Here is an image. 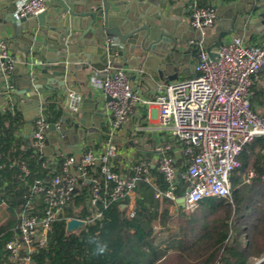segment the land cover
Instances as JSON below:
<instances>
[{"label":"built area","instance_id":"obj_1","mask_svg":"<svg viewBox=\"0 0 264 264\" xmlns=\"http://www.w3.org/2000/svg\"><path fill=\"white\" fill-rule=\"evenodd\" d=\"M49 1L17 0L15 16L36 15L47 8ZM190 9L191 26L200 29L203 38L209 37L217 19L215 6H201L193 0ZM216 52L218 55L211 58L208 49L199 42L196 77L160 83L152 98L131 86L129 73L124 68H114L104 77H92L91 83L111 98L107 102L110 112L108 141L102 150L90 148L81 157L57 153L64 157L61 171L48 181L41 178L32 181L29 186L30 200L35 202L44 195L45 205L42 212H33L34 206H29V200L19 212L15 237L6 243L11 258L18 257L23 251L25 260L30 263L31 254L48 244L51 223L64 217L66 208L86 183L91 186L87 204L95 209L94 214L86 218L67 217V220H84V227L101 216L98 202L107 205L102 197L103 189L110 202H123L129 198L127 213L129 217L134 216V205L130 199L140 181L155 186V197L169 199L176 209L177 199L181 196L185 199V209L191 211L208 197L227 198L232 202L231 176L241 165L239 156L248 143L257 137H264V114L252 105V87L264 67V40L248 43L235 35L222 43ZM0 58L5 59L1 65L9 90L12 87L8 78L13 57L4 39H0ZM82 100L81 93L67 92L71 115L79 112ZM153 104L159 113V124L155 128L167 131L172 141H166L156 150V158L141 157L135 163L127 160L119 169L121 151L109 142L110 139L117 135L138 107L148 108ZM10 105L13 108L14 101L11 99ZM33 124L30 142L35 150L44 154L50 126L47 106L39 109ZM149 130L151 128L145 125L134 129L137 133ZM174 143L178 144L179 155H173ZM126 151L122 155L127 158ZM261 154L264 157V147ZM153 166L163 175L167 183L165 190L156 186ZM21 170L25 175L29 173L25 163H22ZM254 177L256 171L249 168L247 181ZM181 183L187 185L184 195L176 192Z\"/></svg>","mask_w":264,"mask_h":264},{"label":"trees","instance_id":"obj_2","mask_svg":"<svg viewBox=\"0 0 264 264\" xmlns=\"http://www.w3.org/2000/svg\"><path fill=\"white\" fill-rule=\"evenodd\" d=\"M193 0H189L190 5ZM217 0H197L201 6H215ZM230 2L233 0H221ZM50 124L57 123L62 107L56 102L47 104ZM24 117L14 102L11 108L0 109V207L8 211V218L0 223V264H26L22 251L11 258L6 243L15 237L18 214L30 200L29 186L36 178L48 181L61 171L64 157L56 155V162L39 153L23 136ZM264 137L248 143L240 154L241 165L231 176L232 202L227 198L203 199L192 214L178 207L181 215L179 231L168 238H158L159 229L173 223L172 202L155 197V186L140 181L135 189L134 216H128L129 198L123 202L111 201L106 190L102 197L108 203L98 202L101 216L82 230L66 231L67 217L86 218L95 209L87 204L91 186L80 187L74 200L66 208L64 217L51 223L48 244L30 256V264H253L264 257V157L261 149ZM22 163L29 168L27 175ZM249 167L256 177L245 181ZM155 184L161 189L167 183L156 168H152ZM104 184V182H103ZM186 183L176 191L184 195ZM44 195L29 206L33 212H42ZM125 204V205H124ZM260 264H264L262 261Z\"/></svg>","mask_w":264,"mask_h":264},{"label":"water","instance_id":"obj_3","mask_svg":"<svg viewBox=\"0 0 264 264\" xmlns=\"http://www.w3.org/2000/svg\"><path fill=\"white\" fill-rule=\"evenodd\" d=\"M174 0H51L47 8L36 15L15 16L17 0H0V39L5 40L13 57L12 70L5 93L15 96L25 120L23 136L30 142L34 117L47 106L50 96L65 88L68 64L89 67L96 71L108 68L136 69L140 86L152 80L169 83L179 79L180 67L188 64L196 77L197 44L202 42L210 57L214 50L236 33L251 38L264 29V0H233L216 6L217 19L213 35L203 38L201 30L181 19L169 7ZM0 58V83L7 82ZM22 68V72L20 69ZM40 73V75L36 74ZM137 74L129 76L135 86ZM9 91V92H8ZM110 100L108 96L106 98ZM95 115L78 116L63 111L62 123L50 124L44 154L53 155L57 146L67 147L81 139L96 136L105 108L96 102ZM69 120V121H68ZM68 121V122H67ZM126 135H130L126 131ZM144 136L134 138L147 148L153 140ZM119 137L111 140L116 145ZM132 139V143L134 141ZM189 190V189H188ZM184 196L177 199L178 207L185 208ZM80 218L66 220V231L73 233L84 228ZM264 257L254 264H260Z\"/></svg>","mask_w":264,"mask_h":264},{"label":"crops","instance_id":"obj_4","mask_svg":"<svg viewBox=\"0 0 264 264\" xmlns=\"http://www.w3.org/2000/svg\"><path fill=\"white\" fill-rule=\"evenodd\" d=\"M222 2L223 1L221 0H217L215 2V5L219 6L222 4ZM188 3L189 0H174L173 3H169V7L171 9H175L178 14H181L179 15L181 16V19L190 24L191 13L189 12ZM223 4L227 5L226 2ZM213 33H214V27L211 29L210 35H213ZM3 35H4L3 39L6 40L8 37V32L4 31ZM235 35L237 34L231 33L225 36L224 40L230 39L232 36ZM244 39L248 43H257L260 40L261 41L264 40V29L260 32L254 33V35L251 38H244ZM216 49L217 48H215L214 50L216 51ZM123 68L128 71L129 76L137 74V79L134 88L139 90L146 97H151V98L154 97L158 85L160 83H164L158 80L157 86L154 87L152 80H148L147 82H144L143 86L141 87L140 73L136 69L130 70L127 66H124ZM113 70L114 68L110 67L103 71H96L92 68L82 67L77 64L67 65V72L65 74L66 89L59 88L56 94L50 96L47 100V104L56 102L58 106L62 107L61 117L56 124H61L63 122L62 121V119L64 118L63 111H68L71 114V111L69 110L67 105V92L70 90L79 92L83 96V100L80 105L79 112L77 113L79 117H81L83 113L86 114V116H88V119L92 120L93 116L96 113L94 110V105L96 102L98 103V106L100 108H105L106 110L103 113L102 117L100 116V119L103 120V123L101 128L98 130L97 132L98 134L96 136H93L91 139H81L78 143H72L65 148H62L61 146H57L56 147L57 151L53 155H49V156L46 155L51 163L56 162L57 153H61L63 155L74 154L78 157H81L84 154V152L90 148L100 151L106 145L108 141L107 125L110 117V112L107 109L108 100L106 99L108 96L104 93L102 89L95 87L91 83V79L93 76L104 77ZM20 71L22 72V68L20 69ZM195 71H196V65H195ZM192 73L193 71L189 69L188 64H184L183 66L180 67L179 79L192 76ZM36 74L40 75V73L38 72H36ZM5 86H6L5 82L0 83V109H4L5 107H7L9 105L10 99L14 102H17V104L21 108L19 100L14 95L9 96L5 93ZM252 90H253L252 105L256 110L264 114V67L261 69L258 77L255 79ZM158 124H159V113L157 106L155 104L151 105L148 108L144 106H140L129 117V119L126 121L124 126L119 130V132L115 136L117 138L118 137L120 138L118 143L116 144L121 151L120 156L118 158H119V163L122 162V164L118 165L119 169L123 167L124 163L127 160H129L128 162L135 163L141 157H146V156L151 158L157 157L156 150L166 141L171 140V137L167 131H163L155 128L157 127ZM140 125L149 126L151 130H149L148 132L144 131L142 133L135 132L134 129L139 127ZM126 131H129L130 135H126ZM145 133L148 134L147 137L153 140L152 148H147L144 146L143 142H139L134 139L139 136L140 137L144 136ZM113 138L110 139L109 141L110 143ZM132 139H134L133 143L131 142ZM124 151L128 153L127 158L122 155ZM173 155H179L177 143H174L173 145ZM153 168L156 167L153 166ZM135 199H136V193L134 192L130 199V203L132 205H135ZM0 208L6 209L4 206H1ZM6 212L8 213L7 210ZM26 264H30V263H26Z\"/></svg>","mask_w":264,"mask_h":264},{"label":"rangeland","instance_id":"obj_5","mask_svg":"<svg viewBox=\"0 0 264 264\" xmlns=\"http://www.w3.org/2000/svg\"><path fill=\"white\" fill-rule=\"evenodd\" d=\"M249 168L254 169L253 167H249ZM245 181L246 182H250L251 181V180L247 181V173L245 174ZM193 212L194 211L185 209V213L192 214ZM172 213H173V223H172V225L170 226V228H167V229H159L158 228L157 230L159 231V233H158L157 239L158 238L160 239V238H163V237H165V238L167 237L168 238L169 236H171L172 234L177 233L180 230L177 223H178V221L181 220L182 216L179 215L177 209L174 206L172 207ZM7 218H8V213L6 212V209L0 208V223L5 221ZM259 259L260 258L252 260V263L254 264ZM20 264H22V263H20Z\"/></svg>","mask_w":264,"mask_h":264}]
</instances>
